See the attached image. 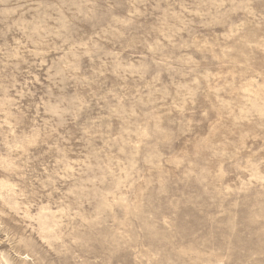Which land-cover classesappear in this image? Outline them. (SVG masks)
I'll return each mask as SVG.
<instances>
[{
  "label": "rangeland",
  "instance_id": "obj_1",
  "mask_svg": "<svg viewBox=\"0 0 264 264\" xmlns=\"http://www.w3.org/2000/svg\"><path fill=\"white\" fill-rule=\"evenodd\" d=\"M0 264H264V0H0Z\"/></svg>",
  "mask_w": 264,
  "mask_h": 264
}]
</instances>
